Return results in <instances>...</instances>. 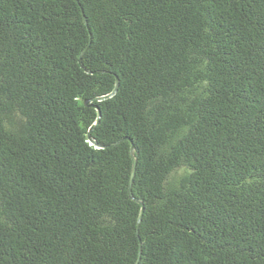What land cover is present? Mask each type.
Instances as JSON below:
<instances>
[{
  "label": "trees",
  "instance_id": "obj_1",
  "mask_svg": "<svg viewBox=\"0 0 264 264\" xmlns=\"http://www.w3.org/2000/svg\"><path fill=\"white\" fill-rule=\"evenodd\" d=\"M0 264H264V0H0Z\"/></svg>",
  "mask_w": 264,
  "mask_h": 264
},
{
  "label": "water",
  "instance_id": "obj_2",
  "mask_svg": "<svg viewBox=\"0 0 264 264\" xmlns=\"http://www.w3.org/2000/svg\"><path fill=\"white\" fill-rule=\"evenodd\" d=\"M116 89H117V82L115 83V87L113 88V90H112V92L110 93V94H108V95H106V96H104V97H102V98H99L98 100H103V99H106V98H108V97H111L115 92H116ZM84 105L86 106V107H89V106H91L90 105V101H85L84 102ZM97 113H98V111H97ZM88 142H89V144H91V145H93L94 147H101L100 145H98L93 139H91L90 137L88 138ZM131 157H132V160H133V167H134V165H135V160H134V157L132 156V153H131Z\"/></svg>",
  "mask_w": 264,
  "mask_h": 264
}]
</instances>
